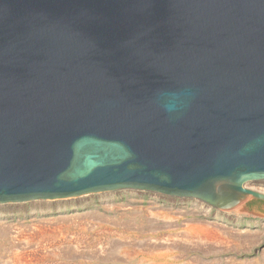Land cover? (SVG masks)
I'll use <instances>...</instances> for the list:
<instances>
[{"label":"water","instance_id":"95a60500","mask_svg":"<svg viewBox=\"0 0 264 264\" xmlns=\"http://www.w3.org/2000/svg\"><path fill=\"white\" fill-rule=\"evenodd\" d=\"M258 181L264 0H0V204Z\"/></svg>","mask_w":264,"mask_h":264},{"label":"rangeland","instance_id":"374dc122","mask_svg":"<svg viewBox=\"0 0 264 264\" xmlns=\"http://www.w3.org/2000/svg\"><path fill=\"white\" fill-rule=\"evenodd\" d=\"M251 200L220 211L120 190L0 204V264H264V204Z\"/></svg>","mask_w":264,"mask_h":264},{"label":"flooded vegetation","instance_id":"af4514ba","mask_svg":"<svg viewBox=\"0 0 264 264\" xmlns=\"http://www.w3.org/2000/svg\"><path fill=\"white\" fill-rule=\"evenodd\" d=\"M253 203H256V204H264V202L261 201V200L252 199L250 203H247L245 205V208H247L248 210H250L251 209V204H253Z\"/></svg>","mask_w":264,"mask_h":264},{"label":"bare ground","instance_id":"6f19581e","mask_svg":"<svg viewBox=\"0 0 264 264\" xmlns=\"http://www.w3.org/2000/svg\"><path fill=\"white\" fill-rule=\"evenodd\" d=\"M238 207H241L240 205L239 206H237V209H239ZM236 209V208H235ZM236 209V210H237ZM213 227V226H212ZM193 228V227H192ZM208 229V228H207ZM213 229V228H212ZM219 229V228H218ZM203 231H206V230H203ZM228 233V232H227ZM208 234V233H207ZM17 261V260H16Z\"/></svg>","mask_w":264,"mask_h":264}]
</instances>
